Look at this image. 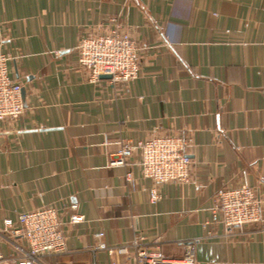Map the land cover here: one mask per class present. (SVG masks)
Listing matches in <instances>:
<instances>
[{
	"label": "crops",
	"instance_id": "1",
	"mask_svg": "<svg viewBox=\"0 0 264 264\" xmlns=\"http://www.w3.org/2000/svg\"><path fill=\"white\" fill-rule=\"evenodd\" d=\"M113 18L142 47L125 86L89 80L74 50ZM0 51L24 107L0 122V264L24 247L3 219L48 205L65 249L39 264H136L135 242L174 258L193 242L195 264H264V224L211 221L221 187L245 181L264 202V0H0ZM167 134L193 139L188 182L112 163L116 141Z\"/></svg>",
	"mask_w": 264,
	"mask_h": 264
},
{
	"label": "built area",
	"instance_id": "2",
	"mask_svg": "<svg viewBox=\"0 0 264 264\" xmlns=\"http://www.w3.org/2000/svg\"><path fill=\"white\" fill-rule=\"evenodd\" d=\"M77 65L86 70L88 79L97 81L102 74L110 75L109 81L125 86L137 78L140 71L141 50L135 38L116 19L105 34L81 37L74 46ZM10 57L0 51V122L15 123L23 112L22 85L8 75L7 62ZM118 149L113 164L140 168L144 177L157 183L189 181L191 159L187 148L192 146L191 136L163 135L136 142L116 141ZM135 156L137 158H135ZM244 172V171H243ZM130 176V172H127ZM150 200L160 198L157 187L150 190ZM71 212L68 222L78 224L84 215L77 212V205H69ZM212 222L221 223L226 229L242 228L251 224H264V202L245 181L236 186L221 187L217 190L212 206ZM64 221L57 206L48 205L21 212L17 218L3 219V231L20 236L24 247H19L22 257L18 264H39L42 255L61 252L65 249ZM102 238L104 233L96 234ZM136 250V264H195L194 243L187 242L182 256H166L159 248H147L133 243ZM96 249L114 253L103 241ZM1 258V254H0ZM90 264H96L92 261Z\"/></svg>",
	"mask_w": 264,
	"mask_h": 264
},
{
	"label": "water",
	"instance_id": "3",
	"mask_svg": "<svg viewBox=\"0 0 264 264\" xmlns=\"http://www.w3.org/2000/svg\"><path fill=\"white\" fill-rule=\"evenodd\" d=\"M100 77L101 78H107V79H109L110 78V75H108V74H102V75H100Z\"/></svg>",
	"mask_w": 264,
	"mask_h": 264
}]
</instances>
